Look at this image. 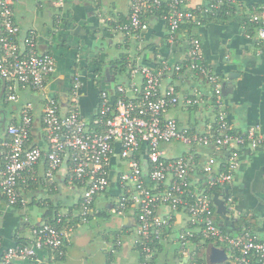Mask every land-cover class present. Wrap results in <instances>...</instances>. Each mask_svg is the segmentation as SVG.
<instances>
[{
    "label": "built area",
    "instance_id": "obj_1",
    "mask_svg": "<svg viewBox=\"0 0 264 264\" xmlns=\"http://www.w3.org/2000/svg\"><path fill=\"white\" fill-rule=\"evenodd\" d=\"M16 0H0V78L7 82V100L17 101L14 84L44 96L42 129L47 146L42 149L28 146L32 126L31 105L21 106L17 123L5 128L3 140V166L0 168V199L7 206L26 205L19 184L25 182L24 173H31L40 158L46 160L45 180L52 183L54 173L68 154L71 170L70 182L83 188L79 200L81 222L94 213V200L112 185L118 189L111 205L112 213L132 217L130 231L140 256L139 264H149L154 244L162 242L174 217L184 213L189 224L177 234L181 253L190 264L196 260L193 237L199 242L219 243L227 252L221 264H264V240L249 230L230 235L214 220L212 187L230 184L240 163L241 151L257 148L264 141L257 125L244 131H232L222 111L223 99L219 78L203 63L201 42L196 37L186 38L185 61L182 65L157 55L155 65L135 61L129 69L128 80L118 83L113 90L101 89L96 113L88 122L79 112V95L82 88L80 75H74L68 93L69 109L60 112V102L47 93V79L55 72L54 57L36 48L37 35L33 30L18 42L20 27L14 20ZM232 0H210L205 7L186 8V0H130L128 33L147 30V16L162 11L168 26V43L176 41L181 24L199 25L201 18L214 15ZM260 39H264V6L253 9L248 16ZM159 57V58H158ZM182 67L203 75L210 85L209 98L219 109L217 118L206 132L180 127L167 112L181 101L172 83L162 85L165 75L180 74ZM72 97L73 101H70ZM215 97V100H214ZM196 98H186L190 107ZM71 103H74L72 105ZM181 142L187 146L178 156L167 155L166 145ZM200 147L209 148L205 155ZM229 151L228 160L219 170L220 160L214 163L212 148ZM207 156L202 160L200 156ZM199 158V159H198ZM230 200V198L228 199ZM167 208V212L160 208ZM64 214L57 213L53 222L46 220L29 224V238L22 243L5 244L0 237V264H19L36 259L40 250L56 251L63 255L66 230ZM28 222V217L24 215ZM192 243L195 247L189 250ZM112 264V263H110Z\"/></svg>",
    "mask_w": 264,
    "mask_h": 264
},
{
    "label": "crops",
    "instance_id": "obj_2",
    "mask_svg": "<svg viewBox=\"0 0 264 264\" xmlns=\"http://www.w3.org/2000/svg\"><path fill=\"white\" fill-rule=\"evenodd\" d=\"M209 2L186 0L185 7L197 9L207 6ZM228 5L232 9H227L220 17H202L191 37L201 42L203 63L221 83L227 82V94L221 92V95L222 111L228 125L235 132L257 125L264 136V39L258 37L255 27L248 22L251 11L264 6V0H232ZM129 10L130 0L15 1L14 20L21 29L18 42L21 43L24 34L33 30L37 35V50L50 53L55 59L56 70L47 79L46 87L48 95L59 100L62 114L69 109L68 93L74 75H80L82 81L80 115L90 119L98 108L100 90L104 88L111 91L116 84H125L129 69L135 61L155 65L160 53V58L164 57L179 65L185 61L188 30L178 29L176 41L168 43L166 21L162 16L150 15L146 18L148 29L136 37L135 32L128 33L125 28L128 26ZM121 57L127 60V68L123 71L120 60L118 62ZM187 70L182 67L180 74L165 75L161 80L163 86L174 84L181 101L167 115L174 117L180 127L206 132L213 120L215 123L219 109L211 103L208 96L210 85L205 77ZM13 90L18 99L11 102L7 112H3L5 125H0V168L3 166L5 128L12 123V119L19 120L21 106L26 103L32 107L28 146L42 149L47 146L41 122L44 96L17 84H14ZM192 97L198 102L186 106L183 100ZM179 111L185 113L182 120L175 115ZM204 148L200 147V152L209 155V148ZM203 154L200 158L205 160L207 156ZM218 160V154L214 152V163ZM45 169L46 160L40 158L31 173H24L25 182H21L19 188L26 205L9 209L2 217L0 237L8 245L15 243L18 237L27 241L28 225L44 221L49 211L51 214H64V217L75 223L70 221V225L65 227L67 236L61 258L57 257L56 251L44 249L38 252L36 259L21 261L19 264H91L83 253L76 251V247L80 246L81 251V246L90 241L88 236H82L79 226L98 216L109 218L107 230L100 236V249L106 259L103 264H139L141 259L134 246V235L130 227L123 229L126 228L125 218L132 217L116 215L111 210L118 193L117 186L112 185L97 196L92 218L78 223L75 219H79V200L83 188L70 182L71 164L68 154L54 173L52 183L45 180ZM99 197L104 199L106 210L96 209L95 203ZM212 201L214 219L226 233L238 235L249 230L264 240V141L255 149L246 147L241 151L234 179L230 184L214 190ZM103 211L107 216L99 215ZM160 211L167 212V208L162 207ZM24 215L28 217V222L24 220ZM186 219L184 213L175 214L174 228L168 231L166 238L159 243L160 246L154 248L149 264H190L177 242L178 232L189 227ZM187 245L189 250L194 247L192 243ZM212 247L223 249L227 258L224 246L207 244L204 264L223 263L226 259L221 263L210 260L208 251ZM134 251L136 259L133 261L129 254Z\"/></svg>",
    "mask_w": 264,
    "mask_h": 264
},
{
    "label": "rangeland",
    "instance_id": "obj_3",
    "mask_svg": "<svg viewBox=\"0 0 264 264\" xmlns=\"http://www.w3.org/2000/svg\"><path fill=\"white\" fill-rule=\"evenodd\" d=\"M70 101H73L72 97H70ZM71 104L74 105V103H71ZM95 113L96 112H94V114ZM94 114L90 117V119H86V120L90 122ZM175 115L180 120H182L183 115H185V113L179 111V112H176ZM4 119H6L5 115H4ZM165 149H167L166 151L167 155L178 156L186 151L187 146L182 144L181 142H173L167 145ZM103 202H104V199L99 197L95 203L96 209L106 210ZM1 217H2V212L0 211V222H1ZM108 219L109 218L98 216V217L93 218L87 223H82L79 226L80 230L82 231V236H88L90 238V241L87 242L85 245L81 246V251H80V246L76 247V251H78L79 253H83L84 258L90 261L91 264H103L104 262L105 256L102 250L100 249L101 248V243H100L101 237L100 236L107 230L106 223L108 222ZM74 245L75 244H73L72 246ZM202 254L205 255L206 251H203ZM129 258L133 259V261L136 259L135 251L129 254Z\"/></svg>",
    "mask_w": 264,
    "mask_h": 264
},
{
    "label": "trees",
    "instance_id": "obj_4",
    "mask_svg": "<svg viewBox=\"0 0 264 264\" xmlns=\"http://www.w3.org/2000/svg\"><path fill=\"white\" fill-rule=\"evenodd\" d=\"M231 7H230V5H223L214 15H212V16H209V15H206L204 18H207V19H209V18H214L215 16H217L218 15V17H220L221 15H223L224 13H225V11L227 10V9H230ZM232 9V8H231ZM150 15H157V16H162V11H157L156 13H153V14H150ZM149 15V16H150ZM196 26L197 25H195L194 23H192V22H186V23H183V24H181L180 25V27H179V29L181 30V29H186V30H188V36L189 37H191L192 36V32L194 31V29L196 28ZM119 60H120V67H121V70L123 71L124 69H126L127 67H126V64H127V60L126 59H124L123 57H121L120 59H118V62H119ZM151 65H153V64H151ZM126 67V68H125ZM1 80H0V85H1ZM7 82H5V87H4V95H3V97H2V99H1V101H0V107L2 108V110H3V112H5L8 108H10L11 107V102L10 101H8L7 100ZM214 100H215V97H214ZM7 112V111H6ZM3 116V115H2ZM86 120V119H85ZM11 122L12 123H17V120H15V119H12L11 120ZM215 124V123H214ZM231 130L232 131H234L232 128H231ZM8 137V135H6V133H5V138H7ZM1 140V139H0ZM204 149H206V148H204ZM212 150L215 152V153H217L218 154V158H219V160H220V163H221V165H219L218 167H219V170H224L223 169V166H224V164H226V161L228 160V156H229V151L227 150V149H225V148H219V147H214V148H212ZM211 152V151H210ZM219 184L218 183H215L214 184V186L212 187V190L214 191V190H216L217 191V189H219ZM20 204H18V205H15V206H13V207H15V208H20ZM92 206H94V203L92 204ZM50 212V214H48V217H47V219H45L46 221H48V222H53V218H54V216L56 215V214H51V211H49ZM106 213H105V211H103V212H101L99 215H105ZM105 216H107V214L105 215ZM213 217H214V214H213ZM92 218V216H90L89 218H88V220L89 219H91ZM75 220H77V222L78 223H80L81 222V220L80 219H75ZM215 220V219H214ZM70 221H72V220H70ZM69 221V219L67 218V217H64V219H63V225L66 227V226H68V225H70V222ZM72 222H74V221H72ZM216 222V221H215ZM75 223V222H74ZM221 229H222V231H224V229L222 228V227H220ZM123 229H125V230H127V227L126 228H123ZM193 242L194 243H196V247L194 248V251L196 252V255H195V257H196V260H197V262H201L202 264H204L205 263V259H204V255L202 254L203 253V251H204V249H205V247H206V245L208 244L207 243V241H201V242H199L200 240H199V235L197 236H194L193 237ZM25 240L23 239V238H21V237H18L17 238V241H16V243H22V242H24ZM214 244L215 245H220L219 243H216V242H214ZM155 248H157V247H159L160 246V244L159 243H155L154 245H153ZM193 260V257H191V260L189 261V262H191Z\"/></svg>",
    "mask_w": 264,
    "mask_h": 264
},
{
    "label": "water",
    "instance_id": "obj_5",
    "mask_svg": "<svg viewBox=\"0 0 264 264\" xmlns=\"http://www.w3.org/2000/svg\"><path fill=\"white\" fill-rule=\"evenodd\" d=\"M106 74L108 75V71H106ZM231 77V75L229 76ZM0 80L2 81L1 82V85H0V101L4 95V87H5V81L3 78H0ZM221 92L223 95H226L227 94V82H223L221 83ZM49 96H52L51 94H49ZM2 115H3V110L2 108L0 107V124L1 125H5V119L2 118ZM14 207L13 206H7L4 204L3 201L0 200V211L2 212V217L7 213V211L9 209H11ZM1 217V219H2ZM132 220L133 219H130V218H125V222H124V226L126 227H131L132 225ZM5 243V241H4ZM13 244V243H12ZM208 255H209V258L210 260L214 263H221L223 262L225 259H226V254H225V251L223 249H219V248H214L212 247L211 249H209L208 251ZM188 258V257H187ZM50 264V263H49Z\"/></svg>",
    "mask_w": 264,
    "mask_h": 264
}]
</instances>
